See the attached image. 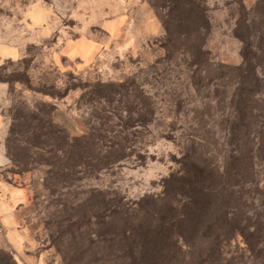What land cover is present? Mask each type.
Returning a JSON list of instances; mask_svg holds the SVG:
<instances>
[{"label":"rangeland","instance_id":"374dc122","mask_svg":"<svg viewBox=\"0 0 264 264\" xmlns=\"http://www.w3.org/2000/svg\"><path fill=\"white\" fill-rule=\"evenodd\" d=\"M37 2L53 10L60 27L42 41L40 31L30 30L23 60L0 66V77L28 81L3 83L8 88L0 109L9 127L12 117H28L43 101L55 106L54 120L77 135L92 125L90 111L103 109L116 114L115 123L121 116L132 126L126 143L132 152L108 170L76 168L68 185L55 183L52 173L47 177L40 156L20 172L6 152L9 164L0 176L26 192L17 210L25 254L46 264H264L263 254L246 252L230 227L223 236L214 226L206 229L221 220L216 184L222 160L238 156L227 129L240 90L251 92L244 103L251 135L243 158L256 134L264 139V0H0V27H12L7 34L14 42L22 41L21 11ZM117 3L134 12L141 5L162 29L169 27L171 39L164 29L123 51L98 28L102 12L114 13ZM83 17L93 38L107 45L90 65L58 50L62 40L84 34L75 27ZM197 46L201 54L188 57L187 49ZM244 57L249 62L242 67ZM95 84L105 86L97 90L107 102L91 97ZM41 87L56 94L73 89L51 99L34 92ZM198 170L210 171L201 195L188 186V174ZM243 175L228 189L241 191L242 201L238 195L227 201L242 202V218H253L263 211L264 164Z\"/></svg>","mask_w":264,"mask_h":264},{"label":"trees","instance_id":"16d2710c","mask_svg":"<svg viewBox=\"0 0 264 264\" xmlns=\"http://www.w3.org/2000/svg\"><path fill=\"white\" fill-rule=\"evenodd\" d=\"M240 24L244 25L241 22ZM164 29L166 30V35L170 38L171 31L169 27H163V32L165 31ZM242 36L244 40L249 39L247 33ZM191 49L193 51L187 49V55L190 58H195L201 54L202 46ZM248 62L249 60L246 59L245 65L242 64V67L248 66ZM12 79L28 86V81L22 76L9 79L0 77V82L9 84ZM99 87L105 86L99 84L89 86L92 89L91 97L94 96L96 99L100 98V100L107 102L109 97L100 95V91L97 90ZM28 89L32 90L31 87H28ZM71 89L73 88L66 87L62 93L56 94L41 87L40 91L35 90L34 92L51 99H61ZM245 91L247 90H240L236 95V105L229 115V126L227 129L229 142L234 145L238 156L229 154L227 159L222 160V165L217 172L219 183L216 184V192L222 199L219 215L221 220L217 219L208 224L206 229H211L214 226L219 236H223L226 228L230 227L235 235L242 238L246 252L263 254L264 259V192L260 199L263 211L256 216L254 215L253 218H242L246 215L242 202L231 205L227 201L237 195L238 197L235 198L239 202L242 201L241 191L239 194L236 191L230 193L228 189H236L239 186V183L245 177L243 175L245 171H253L256 164H264V139L262 140L261 138V132L256 134L258 135L257 143L253 141L254 145L249 148L247 157L243 158L242 156L241 148L246 146V139L251 135L247 125V119L251 117V112L247 110L248 107H244V103L250 100L251 92ZM112 93L114 92L111 91ZM35 109L36 112L28 113V117L18 115L11 118L5 141L6 152L12 166L20 172H28V166L32 161L31 158L36 161L40 156V167L48 169L47 177L52 173V179H54V182L56 181L55 183L62 182L64 185H68L72 183L71 177H73L76 168L88 166L95 171L108 170L116 163L123 161L125 156L132 152L131 149L128 150L126 147L128 131L132 126L123 123L120 115H118L120 116L118 118L120 121L115 123L113 117H116V114L114 112L109 111V114H106L103 109H92L89 113L93 119L92 125L85 127L80 134L74 135L54 120V112L56 110L54 105L40 101L35 104ZM256 135H253V138ZM188 161H191V159ZM18 170L12 174L18 175L20 173ZM209 176L210 171L198 170L195 173L190 172L188 174L189 188L196 189L199 187L197 191L201 195L206 188L205 183L209 182ZM228 183L231 184L228 185ZM257 187L258 184H255L254 188L258 191ZM230 219L234 223L233 226L229 224ZM204 233L208 236L207 230ZM257 257L256 254L253 255V259ZM0 264H16L11 252L0 250Z\"/></svg>","mask_w":264,"mask_h":264},{"label":"crops","instance_id":"0c3cea01","mask_svg":"<svg viewBox=\"0 0 264 264\" xmlns=\"http://www.w3.org/2000/svg\"><path fill=\"white\" fill-rule=\"evenodd\" d=\"M113 5L110 7L112 8ZM134 7V6H133ZM124 9L116 4V11L110 15L104 11L100 15L98 28L106 33L112 42L118 44L123 51L126 48L154 37L161 33V24L144 8L138 5L137 10ZM134 9V8H133ZM84 19V17L82 18ZM20 24L17 25L20 40L14 42L12 34H7L12 27H0V66L8 61H18L27 55L29 42L28 32L40 31V40L51 35L55 28L60 27L55 20L53 10L37 2L26 7L20 13ZM84 19L78 26L84 34L67 38L58 46L59 55L70 61L83 65L92 64L102 55V48L107 46L98 42L90 33L91 23ZM89 32V34H88ZM9 33V32H8ZM19 40V39H18ZM24 41V42H23ZM7 84L0 83V98L5 97ZM9 121L0 109V168H5L9 160L5 151V140L8 135ZM26 192L10 180L0 176V250L10 251L16 264H46L42 258L25 254L23 233L19 230L17 210L25 200Z\"/></svg>","mask_w":264,"mask_h":264}]
</instances>
